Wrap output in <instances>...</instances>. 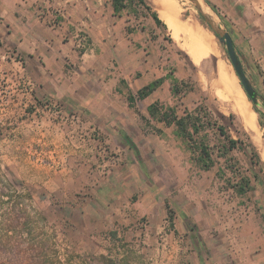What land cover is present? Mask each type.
<instances>
[{
  "label": "crops",
  "instance_id": "crops-1",
  "mask_svg": "<svg viewBox=\"0 0 264 264\" xmlns=\"http://www.w3.org/2000/svg\"><path fill=\"white\" fill-rule=\"evenodd\" d=\"M142 1L143 4L133 2L115 11L113 0H0V65L12 69L16 84L25 69L32 72L33 79L40 78L38 72L43 71L56 78L65 74L70 95H85L81 102L86 103L87 118L98 117L97 107L104 108L105 113L108 106L118 101L117 114L106 115L115 119L114 131L129 129L130 121L140 131L141 121L153 124L155 129L139 146L146 153L143 165L147 168L146 172L138 169L139 180L137 169L133 173L129 161H125L117 169L118 179L111 181L110 186H100L106 193L86 200L78 219L82 231L80 246L87 247L91 254L94 250L90 248L95 246L103 258L81 261L264 264L262 210L254 207L210 213L206 208L194 207L190 191L181 193L184 200L176 201V205L168 200L165 184L169 173L170 180L184 182L190 188L199 182L200 174L208 171L199 170L191 161L190 152L184 141L175 136L174 127L150 118L147 108L153 104L174 107L166 104L175 97L171 86L184 83L190 67L202 66L215 58L208 54L194 62L192 54L200 48H196L184 27L194 24L217 49L216 38L198 16H183L177 0H165L177 31L182 32L178 31L174 39L168 23L157 13L161 8L158 0ZM204 1L215 13L223 12L243 71L261 95L257 79L264 80V0ZM152 13L161 25L154 22ZM256 71L261 76L257 77ZM157 80H161L160 85L146 98H136L140 90ZM18 104L21 102L15 105ZM125 143L119 144L120 149L130 152L132 148ZM129 159L135 167L139 163L134 156ZM141 177L147 182L142 190L137 188ZM108 252L112 253L110 258ZM70 259L65 258L68 262Z\"/></svg>",
  "mask_w": 264,
  "mask_h": 264
},
{
  "label": "rangeland",
  "instance_id": "rangeland-1",
  "mask_svg": "<svg viewBox=\"0 0 264 264\" xmlns=\"http://www.w3.org/2000/svg\"><path fill=\"white\" fill-rule=\"evenodd\" d=\"M177 1L183 16H198L189 0ZM222 13H216L219 24L229 32L230 24ZM215 42L217 57L202 66L190 67L181 98L173 97L166 104L174 106L178 115L184 108L192 110L203 104L225 116L228 133L240 140L244 150L234 151L233 160L228 157L226 163L237 162L234 168L250 178L252 190L244 196L236 195L226 183L233 176L232 170H225L224 178L217 176L218 169L225 166L224 159H220L213 169L200 174L199 182L190 188L184 182L170 180L169 173L165 184L168 200L176 205V201L184 200L181 193L190 191L196 209L206 208L218 214L256 207L264 215V109L253 106L246 98L224 46L217 39ZM220 62L238 93L256 113L258 143L251 141L231 104L218 97L216 71ZM12 72L0 65V264H83L81 258H103L95 246L90 248L94 250L92 254L87 247L80 246L79 214L92 195L103 196L101 185L110 186L111 181L118 179L120 164L129 161L133 173L137 169L136 179L141 176L139 168L147 171L143 165L146 153L139 146L155 131L153 124L141 121L140 131L130 121L129 129L114 131L115 119L106 115L117 114L118 101L108 106L105 113L104 108L97 107L98 117L90 119L84 113L86 103L81 102L85 95H70L65 74L56 78L53 73L43 71L38 72L40 78L33 79L32 72L25 69L16 84ZM255 74L261 76L259 71ZM245 75L248 78L246 72ZM257 80L259 96L264 100V80ZM19 101L21 104L16 106ZM125 141L132 148L129 147L130 152L119 147ZM249 144L257 161L252 158ZM131 154L139 160L136 167L129 159ZM143 179L138 181V189L146 185ZM174 196L181 199H172ZM106 255L110 258L112 253ZM65 258L72 259L68 262Z\"/></svg>",
  "mask_w": 264,
  "mask_h": 264
},
{
  "label": "trees",
  "instance_id": "trees-1",
  "mask_svg": "<svg viewBox=\"0 0 264 264\" xmlns=\"http://www.w3.org/2000/svg\"><path fill=\"white\" fill-rule=\"evenodd\" d=\"M133 2L143 4L142 0H113L114 10L124 9ZM151 17L157 25H161L155 13H152ZM198 17L201 23L207 27L201 16ZM160 83L161 80H157L148 85L136 94V98L139 100L146 98ZM183 85L184 83H181L180 86H171V94L175 97L182 96ZM147 112L150 118L163 122L166 126L174 127L175 136L184 141L187 150L190 152L191 161L199 170L209 171L219 163L220 159H224L225 166L218 169L217 176L224 178L225 170H232L233 176L226 180L229 188L237 195H246L252 190L250 178L241 172L239 174L238 170L234 168L237 162L233 161L229 165L226 163L228 157L229 160H233L232 153L234 151L244 150L240 140L232 138L228 133L224 124L225 116L210 111L203 104H198L192 110L184 108L180 115L174 107H163L158 104L150 105ZM230 120H232V116H230ZM249 146L252 149V158L257 161L253 147L251 144Z\"/></svg>",
  "mask_w": 264,
  "mask_h": 264
},
{
  "label": "bare ground",
  "instance_id": "bare-ground-1",
  "mask_svg": "<svg viewBox=\"0 0 264 264\" xmlns=\"http://www.w3.org/2000/svg\"><path fill=\"white\" fill-rule=\"evenodd\" d=\"M158 2H159V6L161 7L158 10V12H157V13H159L158 15L168 23L169 27L173 31L174 39H177V37H178V33L177 32L179 30L177 31V25L172 21L170 15H169L170 12H169V8L167 7L168 4L166 5L165 0H158ZM191 2L193 4H195V6L206 17H208V19L211 21V23L213 25H215L216 22H215V19H214V15H213L212 11L209 9V7L204 3L203 0H192ZM153 5H155V4H153ZM172 8H174V6ZM186 20L188 21V19H186ZM184 23H186V22H184ZM182 26H183V24H182ZM182 26L180 28H182ZM184 28H185L184 30L191 36L190 40H192V42L195 41L194 44H195L196 48L199 47L200 51H201V52L198 51L197 54L196 53L192 54V51L189 50V52H191V54H192L191 58L194 60V62L197 63V61H198L200 56H207L208 54H211V56L213 55V56L217 57V49L214 47V45L211 43V41L207 40L197 30L198 28L196 29L194 27V24L193 25H191V24L188 25L187 24V28L186 27H184ZM185 31H183V32H185ZM180 33H182V32H180ZM211 37H212V35H211ZM188 39H189V37H188ZM190 40H188L189 41L188 44H190ZM216 73H217V81H216L217 85L216 86L218 88V93H219L218 97L221 100L228 101L231 104L232 111L239 117L240 123L242 124L243 128L245 129V131H247V133H249L248 135L250 136L251 141L254 142V143H258L259 142V140H258V138H259L258 137V129H257L256 120H255L256 113L254 112L252 107H250L248 101H246V99H244V97H242L238 93V91L236 90L232 79L230 77H228V75L226 73V70H225V67H224L223 63L220 62V63L217 64Z\"/></svg>",
  "mask_w": 264,
  "mask_h": 264
},
{
  "label": "water",
  "instance_id": "water-1",
  "mask_svg": "<svg viewBox=\"0 0 264 264\" xmlns=\"http://www.w3.org/2000/svg\"><path fill=\"white\" fill-rule=\"evenodd\" d=\"M190 2L192 0H189ZM204 1V0H203ZM192 3V2H191ZM204 3L209 7V9L212 11L215 19V25L211 23V21L206 17L196 6L195 7L198 16H201L202 20L205 22L207 28L209 31H211L215 38L217 39L218 43L220 45L224 46V49L226 51L227 60L229 61L233 72L235 74V77L238 79L240 83V87L242 91L244 92L246 98L253 104V106L258 107L261 106L264 109V100L262 97H260L253 86L251 85L250 81L245 75V72L243 71L240 59L238 55L235 52L232 39L227 31H225L222 26L219 24V18L214 12V10L204 1ZM260 102V103H259Z\"/></svg>",
  "mask_w": 264,
  "mask_h": 264
}]
</instances>
